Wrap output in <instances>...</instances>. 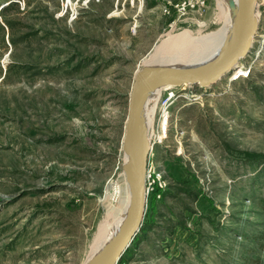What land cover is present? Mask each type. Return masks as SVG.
<instances>
[{
	"label": "rangeland",
	"instance_id": "374dc122",
	"mask_svg": "<svg viewBox=\"0 0 264 264\" xmlns=\"http://www.w3.org/2000/svg\"><path fill=\"white\" fill-rule=\"evenodd\" d=\"M179 1L0 0V264H86L129 205L122 142L143 59L169 34L218 30L228 11L207 0L179 16ZM256 14L231 74L163 86L145 136L164 188L120 264H264V0Z\"/></svg>",
	"mask_w": 264,
	"mask_h": 264
},
{
	"label": "water",
	"instance_id": "95a60500",
	"mask_svg": "<svg viewBox=\"0 0 264 264\" xmlns=\"http://www.w3.org/2000/svg\"><path fill=\"white\" fill-rule=\"evenodd\" d=\"M256 16V0H238L232 41L217 59L204 68L167 65L145 67L136 73L122 142V150L127 156L123 170L130 187V209L116 237L86 264L121 262L144 224L147 212L145 182L149 146L145 140L146 125L143 115L149 94L165 85H199L207 88L227 77L252 48L258 31Z\"/></svg>",
	"mask_w": 264,
	"mask_h": 264
},
{
	"label": "bare ground",
	"instance_id": "6f19581e",
	"mask_svg": "<svg viewBox=\"0 0 264 264\" xmlns=\"http://www.w3.org/2000/svg\"><path fill=\"white\" fill-rule=\"evenodd\" d=\"M225 2L228 4V11L224 18V24L221 28L214 32L211 31V33L207 35L201 36H193L186 32L178 35H167V38L157 42L149 54L143 59V63L145 64L144 67L175 65L178 67L201 69L211 64L229 46L234 36V22L238 0H225ZM200 25L203 26L204 24L200 23ZM242 72V69H240L239 73L234 76V79L237 78L238 75H241ZM165 86L173 87V85ZM162 88L163 87L156 89L149 94L148 102L145 106L143 115L146 127L147 124L151 125L153 119L155 118L154 116L155 113H157V106L161 100L160 96ZM167 111H164L162 114L161 132L158 135L159 141L166 137L170 115ZM115 112L118 111L115 110ZM145 140L150 149L152 143L151 139L146 138L145 136ZM105 197L113 203L117 202L121 197L120 187L118 185L113 187L110 192L106 193ZM100 201L102 202L103 198H101ZM129 209L130 203L123 210L120 216L114 220V222L105 225L98 233L93 246V254L90 258L97 255L108 245V243H110L112 239L116 237L125 222Z\"/></svg>",
	"mask_w": 264,
	"mask_h": 264
},
{
	"label": "built area",
	"instance_id": "2783aa9c",
	"mask_svg": "<svg viewBox=\"0 0 264 264\" xmlns=\"http://www.w3.org/2000/svg\"><path fill=\"white\" fill-rule=\"evenodd\" d=\"M207 7H208L207 0H180L179 3L177 4V13L179 16H184L191 12L204 11ZM169 90H172L171 91L172 93H167V94L170 95L169 97H173L174 92H175L174 89H169ZM160 117H161L160 118V121H161L162 115ZM152 132L154 133L153 130ZM153 135L154 137H156L155 134ZM158 143L156 142L155 139L152 140L151 147L149 149V154H148L147 168H146V182H145L147 206H148L149 199L153 197L160 189L164 188L163 173L154 162L155 148L158 145ZM118 264H120V262Z\"/></svg>",
	"mask_w": 264,
	"mask_h": 264
}]
</instances>
